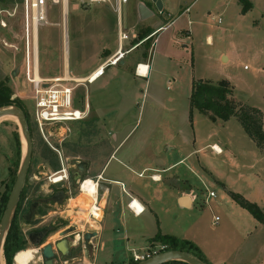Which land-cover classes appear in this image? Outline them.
<instances>
[{"label": "rangeland", "instance_id": "374dc122", "mask_svg": "<svg viewBox=\"0 0 264 264\" xmlns=\"http://www.w3.org/2000/svg\"><path fill=\"white\" fill-rule=\"evenodd\" d=\"M251 1L252 8L242 13L241 4H236L235 0H164L165 10L173 17L179 10L190 5L183 12L184 17L170 27L164 39H160L161 46L168 41L172 50L164 53L161 52L160 45L158 50L151 47V38L149 42L141 44L142 52L146 54L149 50L147 60L151 68L148 77L134 76L128 67L129 60L140 50L137 49L129 54L124 53V64L118 62L117 65H106L104 75L95 82L76 85L74 105L83 109L85 103H89V111L84 119L70 122L71 133L65 139L62 152L70 159L79 157L89 159L93 164H100L107 156L100 142L107 140L110 151L126 136L114 152L116 158H120L127 149H137L141 161L151 159L157 166L185 157L174 169L162 173H177L182 178L181 184L184 185L186 181L194 184L192 194L197 198L194 199L192 210H187L182 216V223L189 220L197 222L202 227L198 235L200 240L212 235L223 240L232 237L233 241L228 243L236 247H246L249 241L253 244L260 243L262 246H257L258 250L253 253L256 259L252 260L264 264V221L251 215L255 224L247 225L237 213L241 206L227 192L230 189L240 193L257 203L264 211V148L256 146L236 116L226 121H211L196 109L190 113L189 106L194 80L217 82L227 79L233 86V93L229 96L231 100L238 109L250 106L259 108L264 129V0ZM133 2L129 0L121 8L122 26L128 31L129 39L133 34L138 37L147 27L151 29L148 22L135 20L132 13ZM22 3L23 0L16 3L6 1L0 5L7 10L16 11L14 18L18 23L14 24L13 30L17 38H9L15 41L16 46H21L20 53L14 48H5L4 69L8 76L2 80L13 92L11 97L18 98L23 105L33 141L32 162L23 187L21 207H24L27 198L49 193L52 183L48 176L53 175L51 172L58 167L53 166L57 162V154L41 136L30 114V84L24 77L22 62ZM113 5L114 0L100 3L68 0L64 27L62 9L66 11V5L62 7L58 0L50 3L48 23L38 27L39 72L36 63L35 78L64 77V67L67 70V65L70 77L83 78L108 58L117 47L116 13ZM153 9L157 13V7ZM2 15L8 16L5 13ZM188 19L192 20L189 37L181 34L182 23L186 24ZM137 40L135 38L130 43ZM127 45L128 40H124L123 52ZM12 63L15 67L18 66L16 75L11 72ZM62 84L75 85V82L63 81ZM18 129V124L10 117L0 119V197L12 186L20 164L23 143L20 141L19 155L16 141L17 133L20 140ZM49 141L55 145L53 137ZM215 144L222 149L221 152L216 153L213 148ZM105 170L108 178L125 180L128 176L138 180L137 175L128 173L114 158L108 160ZM56 176H52L53 181L61 179ZM146 177H141L140 180L147 181ZM87 179L91 180L88 177L83 184ZM103 185L111 186L110 200L118 195V185L108 182H103ZM210 190H214L216 197L207 196ZM83 192L82 188V192L74 198L78 193L74 188L67 195L70 200L66 199L61 205L47 206L44 210L56 211L50 214V220L57 223L60 217L67 216V223L74 226L72 236L61 235L60 228L63 224L60 223L47 234L45 245L65 239L71 251L68 255L56 256L53 264H62L63 260H67L68 264H128L132 251L141 254L148 251L149 245L143 237L135 242L126 241L117 215L114 216L113 223L107 224L113 216L109 211L104 224H107L109 233L112 234L111 239H106V234L103 233L99 238L96 236L92 239L91 248L85 247L83 235L85 231H96L98 221H93L88 216L95 195L84 197ZM231 201L234 206H231ZM171 211L167 213L169 217L173 215V208ZM214 216H219L220 221L215 223ZM143 217L145 215L141 216L142 219ZM163 222L167 225L168 218L163 217ZM18 224L26 239L28 225L24 224L20 213ZM246 226H250L252 232L247 238L243 233ZM97 241L95 252L93 248ZM159 244L155 243L153 246ZM26 247L36 251L29 264H44L41 248L32 245L27 239ZM239 255L240 251L228 252L225 258L235 261ZM13 263L16 264V261Z\"/></svg>", "mask_w": 264, "mask_h": 264}, {"label": "crops", "instance_id": "0c3cea01", "mask_svg": "<svg viewBox=\"0 0 264 264\" xmlns=\"http://www.w3.org/2000/svg\"><path fill=\"white\" fill-rule=\"evenodd\" d=\"M133 1L134 2L132 3V13L134 14L135 20H138L141 22H148L147 25L151 27V32H147V31L140 32L139 33L140 35H145L143 38H140L139 34H138V37H136V35L133 34L131 39H129V37L122 39L119 44L118 25L120 26L121 30L127 34V36H128V31H126L122 26L121 14H120L119 21L116 15L117 47L110 54L111 55L114 54L115 51L119 48V45L122 48L121 51H123L124 40H128V45H127L128 47L126 48L125 54H129L130 52L140 49L139 52H136L134 56L132 57V59L129 60L128 67L130 68V71L133 73L134 76L146 78L148 77L150 68H151L147 60L149 56V50L146 54L142 52L141 49L143 47L141 46V44L153 38L151 47L156 48L158 50L159 45H160V39H164L163 37H165V33L170 29V27L176 25L177 22L180 21L184 17L183 12L187 10L190 5L186 6L184 9L179 10L178 14L173 17L172 14H170L168 11L165 10L164 0H160L161 1L160 9L157 7V4L155 1L146 0L144 4L148 7L151 13L147 12L149 14L147 15V17H141L138 12L139 2L137 0H133ZM235 1H236V4H240L238 0H235ZM155 6L158 9L157 13L154 12L155 10L153 9V7ZM252 6H253V3H252ZM0 8L7 10V8L5 7L3 8L1 5H0ZM67 8H68V5H67ZM2 16L0 15V17ZM3 19L6 21L7 26L0 27V80L8 76V73H6L4 69V65L6 64L4 58L6 56L5 48H10V47L4 46L2 44V40H5L9 43L14 44L15 41H13L10 38H14V37L17 38L16 32L13 30V28H14V24L18 23V21L15 20L14 15L6 16V17L3 16ZM190 24H192L191 19H188L186 21V24L182 23L183 26H182L181 34L182 33L186 34L187 37H189L192 31L190 28ZM38 27L36 28V25H35V29H34L33 61H34L35 69H36V63H38L37 67H38V72H39ZM35 30L37 32V55L35 54V42H36L35 41ZM10 32H11V35H10ZM135 38H137L138 40L135 41V43L131 44L130 41L133 42ZM207 38H209V36H207ZM19 47L21 48V46ZM160 48H161V52H164V53L166 51L170 52L172 50L168 41L166 43L163 42V45L162 46L160 45ZM15 51L17 53H20V51H17V50ZM66 53L68 55V49L66 50ZM125 54L123 58L126 56ZM104 61L105 60L100 62L89 73L94 71ZM119 63L124 64V60L122 59L119 60ZM138 64L148 65L147 74H142L140 70H138L139 71L138 73L135 71L136 66ZM12 67L13 69H11L12 70L11 72L13 75H16V73L18 72V66L16 65L15 67L14 64L12 63L11 68ZM104 73H105V68H104L102 75H104ZM34 76H35V72H34ZM65 76L68 78H77V77H70L68 75V65H67V70H66V67H64V78ZM101 76L96 78L91 83L98 80ZM78 78H79L78 80H84V77L83 78L78 77ZM96 109L100 110L101 108L96 107ZM125 138L126 136H124L118 142V144L113 148L110 158L117 159L119 164H121L123 168L128 170V173L130 172L132 174L137 175L138 180L135 178L128 177V176L127 178H125V180L123 179L121 180L120 178L106 177L105 167L107 164L104 166V168L101 171H99V172H102V176L108 179V183H113L119 186V192H118V195H114V198L110 200L111 186L105 185V186L99 187L101 188V192H99V195L101 197V203L103 207H102V215H101L100 220L98 221V227L96 229V232L98 233L97 237L98 236L100 237V235L104 233L106 234V239H109V240L111 239L112 234L109 233L110 230L108 229L107 224L109 225L113 223L115 221L114 216L117 215L118 219L120 220V225L122 227L123 236L127 242H130V240L132 242H135L136 239L143 237L144 239H146L148 245H150L149 239L152 236H154L157 233V231H160L163 234H171V235L176 236L179 239H186V240L192 241L201 249V251L203 252L204 256L206 257V259L209 261L210 264H242V263L258 264V262H256L258 260L256 261L252 260V259H256L254 258L255 256L253 255V253L258 250L257 246H262V244L257 243V242L253 244L251 243V241H249L246 247H242V245H238L236 247L228 243V242L233 241L232 237L229 238L228 240H223V239H218L212 235L209 236L208 238L205 237L204 240H200L198 235L201 233L202 227H200V225L197 222L193 223L192 221L190 222L189 220V221H185V224L182 223L183 221L182 216L186 214L187 210L188 211L192 210L193 205H194L195 200L192 196V192H194V184L188 181H186L184 185L181 184L182 178H180V176L177 173H169L167 175L165 174L163 175L162 173H167L171 171L172 169H174L180 162H183V159L185 157H180L178 160L172 163H168L166 165L157 166L154 163V161H152L150 158H149L150 161H147V162H144V160L141 161L142 159L139 157L140 153L137 149L136 150L127 149L126 151L122 153L120 158H116L114 152L119 147V145L124 141ZM215 145H213V147ZM95 168L98 169L99 165H96ZM145 176H147L146 177L147 181H141L140 178L145 177ZM165 192H166V195H164ZM132 200H134V205H136L138 209L140 207H143V211H141L140 213H134L129 204ZM230 204H232L231 206H234L233 205L234 203L232 201ZM172 208H173V215L169 217L167 213L169 211L172 212L171 211ZM107 211L112 212L113 216L112 218L109 217L110 219L107 224H104L106 220V216H107ZM237 213L239 217L243 218V220L247 223V225L250 223L255 224V221L252 219L253 217L251 216V214L248 211L242 209V207L237 210ZM237 213H234V214L237 215ZM143 215H145V217H143L142 219L141 216ZM163 217L168 218L167 225L163 222ZM220 219L221 218L215 221V223L220 221ZM212 223H214L213 220H212ZM243 233L246 234V238L251 236L252 232L250 231V226L244 227ZM43 245H45V243L40 244L38 248L43 247ZM97 245H98V241H97V244H95L93 248L95 252H96V248L98 247ZM239 251H240V255L238 257V260L233 261V260H229V258L228 259L225 258V255L228 252L234 253V252H239ZM171 264H178V263H171Z\"/></svg>", "mask_w": 264, "mask_h": 264}, {"label": "built area", "instance_id": "2783aa9c", "mask_svg": "<svg viewBox=\"0 0 264 264\" xmlns=\"http://www.w3.org/2000/svg\"><path fill=\"white\" fill-rule=\"evenodd\" d=\"M57 0H23L22 3V17H23V66H24V77L26 81L30 84L29 89V97L31 102V110L30 114L32 117V121L41 134V136L45 139V141L49 144V146L56 151L55 145H60L71 133L70 122L79 121L86 117L89 111V104L85 103L83 109L78 108L74 105V89L76 85L82 82L91 83L96 78L102 75L104 68L106 65H115L121 60L124 56L123 51H121V46L115 51L114 54L109 56L105 61L97 67L94 71L89 73L84 77V80H78L74 78H63V77H52V78H42L36 79L34 76L35 65L33 61L34 57V48H33V40H34V29L43 23H48V5L52 2H56ZM62 3V7L64 4L66 5V11L62 9V21L63 26L66 15L68 14L67 5L68 0H58ZM90 3L94 2H106L110 0H88ZM139 3H145L146 0H137ZM128 0H114L113 9L116 12L118 17V21L120 19L121 7L123 4L127 3ZM5 13L8 16H13L15 14V10H6L0 8V15ZM220 21V19H218ZM120 24V23H119ZM7 23L0 17V27H6ZM127 34L123 32L118 25V41L119 44L122 39L127 38ZM2 44L4 46L14 48L17 51H20L21 48L16 46L15 44L9 43L5 40H2ZM140 64L136 66L135 71L138 73ZM63 81H73L75 85H67L62 84ZM14 98V97H11ZM54 138L55 145L49 141V138ZM215 150V149H214ZM218 152V151H216ZM53 181V180H52ZM85 181V180H84ZM83 181V182H84ZM57 182V181H53ZM96 189L93 195H95V200L91 205V208L88 211V216L93 218V221H99L97 217H95V212H101L102 215V203L101 197L98 192L97 182ZM83 184V183H82ZM122 185V184H121ZM82 192V186L81 191ZM92 195V196H93ZM193 198H196V195L192 194ZM208 197H216V193L214 190L208 191ZM99 200V202H98ZM131 209L134 213H140L143 211V207L137 208L134 205V200L130 203ZM101 218V217H100ZM219 220V216H214V221ZM88 223V222H87ZM91 227V225H89ZM165 250L164 245H156L149 246L148 251L144 254L132 251V260L134 262L146 259L147 257ZM67 260H63L62 264H66Z\"/></svg>", "mask_w": 264, "mask_h": 264}, {"label": "trees", "instance_id": "16d2710c", "mask_svg": "<svg viewBox=\"0 0 264 264\" xmlns=\"http://www.w3.org/2000/svg\"><path fill=\"white\" fill-rule=\"evenodd\" d=\"M11 1L16 3L22 0H0V3ZM241 4V12L244 13L252 7L250 0H238ZM4 8V7H3ZM147 32H151V29L147 28ZM145 31V32H146ZM145 35H140L143 38ZM12 91L5 84L3 80H0V107L6 105H18L24 110L18 98H11ZM233 93V86L230 85L227 79H220L217 82H212L211 80L197 79L192 82L190 95H189V106L190 113L193 109H196L200 113L208 116L211 121H216L217 119L226 121L232 116H236L243 127L244 131L248 136L255 142L256 146L260 149L264 148V129L262 127V112L259 108L250 106L242 107L238 109L236 104L229 97ZM25 111V110H24ZM26 113V111H25ZM27 115V113H26ZM28 117V115H27ZM17 141V153L20 155L21 146L20 140L18 138V133L16 134ZM10 190V188H9ZM8 192H4L0 198V217L4 210ZM230 197L242 208L246 209L253 217L259 221H264V211L255 202L248 200L243 195L238 192L231 190L227 191ZM150 245L153 246L155 243H160L165 246V249H179L186 250L192 254L199 257L201 260L210 264L209 261L204 256L201 249L192 241L186 239H179L171 234H163L160 231L149 239ZM26 247V239L21 232L19 227L17 217L13 218L9 230L7 232L6 238L3 244V257L5 264H13L15 262V257L18 252ZM14 257V258H13ZM132 259L129 260L128 264H135ZM188 264L183 261L173 260L166 262L164 264ZM248 264V263H242Z\"/></svg>", "mask_w": 264, "mask_h": 264}, {"label": "flooded vegetation", "instance_id": "af4514ba", "mask_svg": "<svg viewBox=\"0 0 264 264\" xmlns=\"http://www.w3.org/2000/svg\"><path fill=\"white\" fill-rule=\"evenodd\" d=\"M25 115H26V113H25ZM26 120H27V124H28L29 130H30L29 119H28L27 115H26ZM66 140H64L60 145H55L56 146L55 148L58 149L57 151L49 146L57 154L56 155V161L57 162L53 163V166L58 167V168H55L53 172H51V173H53V175L50 174L48 176V179L52 183V187L48 190L49 193L31 196V197L27 198V200L25 201L24 207H21L22 206V199H23V196H22L23 195V189H22V192L20 194V198H19L16 210H15L14 218L17 217V221H18V217H19V213H20V217L23 220L24 224L28 225L27 233H26V239L27 240H28L27 234H29L31 232H41V231L44 232V231H46V234L43 238L42 243H47L46 242L47 234L51 230L55 229L57 226L56 224H58V223L63 224V226L60 228L61 229L60 231L66 230L65 236H72L74 233V229H73L74 226L69 221H68L69 223H67V218H68L67 216L60 217L61 219L56 223V221L49 219V217L51 216L50 214L52 212H56V211L55 210H52V211L46 210V212H44V210L47 209V206H54V204L61 205V203L63 201H65L66 199L70 200L71 198H67V195L74 188H76L78 191L76 196H74V198H76L80 194L81 186L83 188V184H82L83 181L86 180V178H88V177L91 179V181L97 182V185H98L97 188L98 189L101 186H105V185H103V182H108V179L106 177L102 176V172H99V171H101L104 168V166L107 164V161L109 160V158L112 154L113 149H111L109 151V149H110L109 142H107V140L104 141L103 143L100 142V146L103 148V150H105V153H107V156L103 160V162H101L100 164L94 163L95 164L94 165L92 163V161L89 159L86 160V159H82L79 157H72L70 159L69 157H66L64 155V152H62V146ZM59 147L61 149H59ZM32 153H33V150H32ZM31 162H32V156H31L29 167H28L26 180L28 177V173L30 171ZM65 164H66V166H65ZM96 165H99L98 169L95 168ZM54 175H57L61 179L58 180L57 182H53L52 176H54ZM26 180H25V182H26ZM11 188H12V186L10 187V190H11ZM10 190H9V192H10ZM8 195H9V193H8ZM64 211H66V210H64ZM59 212H57V213H59ZM86 232L87 231H85V233ZM83 238H84V235H83ZM93 238H95V237H90V239H89L90 248H91V242H92ZM55 243L52 244L53 247H55ZM67 253H71L69 248H68ZM60 254H61V252L56 250V255H60ZM56 255H55V257H56ZM43 263H44V261H43ZM66 264H68V263H66Z\"/></svg>", "mask_w": 264, "mask_h": 264}, {"label": "water", "instance_id": "95a60500", "mask_svg": "<svg viewBox=\"0 0 264 264\" xmlns=\"http://www.w3.org/2000/svg\"><path fill=\"white\" fill-rule=\"evenodd\" d=\"M155 1L157 7L161 8V1L160 0H152ZM85 7H88L84 4ZM138 12L141 17H147L149 15L147 12H150L148 7L143 4H138ZM151 13V12H150ZM8 116H14L17 118V124L19 126V134H20V141L22 142V138L25 140V151L22 150L21 160L18 167V171L16 173V177L14 179L12 188L9 192L4 210L0 217V264H3V244L6 238L7 232L11 225V222L15 215V210L20 198V194L22 192L23 186L25 184L26 176L28 167L30 164L32 150H33V141L31 137V132L29 130L25 111L19 107L18 105H6L0 107V119ZM66 230L61 231V235H65ZM46 234V231L41 232H31L27 234L28 241L35 246H39L43 238ZM96 231L86 232L84 234L85 240V247H90L89 239L90 237L97 236ZM68 245L65 239H60L55 243V247L52 244H46L41 247V253L44 258V264H53V260L56 255V250L61 252L58 256H65L70 253L68 252ZM56 249V250H55ZM178 260L183 261L188 264H207L205 261L201 260L196 255L192 254L186 250H179V249H165L160 252H157L146 259L137 261L135 264H164L169 261ZM68 263V261H67Z\"/></svg>", "mask_w": 264, "mask_h": 264}, {"label": "bare ground", "instance_id": "6f19581e", "mask_svg": "<svg viewBox=\"0 0 264 264\" xmlns=\"http://www.w3.org/2000/svg\"><path fill=\"white\" fill-rule=\"evenodd\" d=\"M138 70H140V72L142 74H147V72H148V65L147 64H141L139 66V69ZM36 79L38 80L40 78L37 77ZM65 79H67V78H65ZM74 79H79V78H74ZM8 117H10L11 119H13L17 123V118L16 117H14V116H8ZM22 143H23V152H24L25 151V140L23 138H22ZM213 148L216 149V151H218V152L219 151H222L221 148L218 145H215ZM83 188L85 189L84 192H83V194H82L84 197H86V196L87 197L88 196H92L94 194V192H95L96 184H95L94 181H91V180H88L87 179V181L83 184ZM83 205H84V203H83ZM87 207H88V203H87ZM95 217L100 218L101 217V212H95ZM82 218H83V216H82ZM34 252H35V249L34 248H27V249H23L22 251L18 252L17 255H16V257H15L16 264H29V260L31 258H33Z\"/></svg>", "mask_w": 264, "mask_h": 264}]
</instances>
